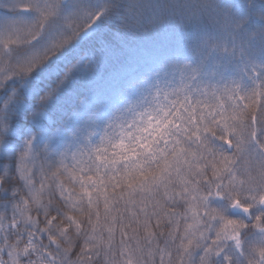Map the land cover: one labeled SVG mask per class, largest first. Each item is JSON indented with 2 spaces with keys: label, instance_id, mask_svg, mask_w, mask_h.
<instances>
[{
  "label": "snow or ice",
  "instance_id": "snow-or-ice-1",
  "mask_svg": "<svg viewBox=\"0 0 264 264\" xmlns=\"http://www.w3.org/2000/svg\"><path fill=\"white\" fill-rule=\"evenodd\" d=\"M0 264H264V0H0Z\"/></svg>",
  "mask_w": 264,
  "mask_h": 264
}]
</instances>
